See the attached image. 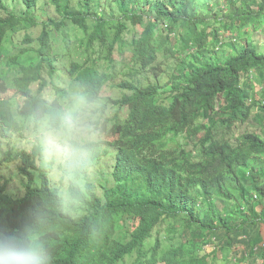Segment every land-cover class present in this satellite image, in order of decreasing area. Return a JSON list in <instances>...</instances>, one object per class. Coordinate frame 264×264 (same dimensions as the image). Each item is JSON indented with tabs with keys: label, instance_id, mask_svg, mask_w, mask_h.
<instances>
[{
	"label": "trees",
	"instance_id": "obj_1",
	"mask_svg": "<svg viewBox=\"0 0 264 264\" xmlns=\"http://www.w3.org/2000/svg\"><path fill=\"white\" fill-rule=\"evenodd\" d=\"M263 33L264 0H0L4 90L76 78L128 112L76 219L34 153L0 147L17 169L0 171V223L46 212L53 264H264ZM251 120L261 133H241ZM0 137H15L3 117Z\"/></svg>",
	"mask_w": 264,
	"mask_h": 264
},
{
	"label": "clouds",
	"instance_id": "obj_2",
	"mask_svg": "<svg viewBox=\"0 0 264 264\" xmlns=\"http://www.w3.org/2000/svg\"><path fill=\"white\" fill-rule=\"evenodd\" d=\"M117 105L102 84L70 78L0 93V117L48 170L58 211H85L95 156L110 134ZM48 214L29 208L16 228L0 223V264H53Z\"/></svg>",
	"mask_w": 264,
	"mask_h": 264
},
{
	"label": "rangeland",
	"instance_id": "obj_3",
	"mask_svg": "<svg viewBox=\"0 0 264 264\" xmlns=\"http://www.w3.org/2000/svg\"><path fill=\"white\" fill-rule=\"evenodd\" d=\"M131 38L134 36V34H131L130 35ZM256 42L258 44H260L261 46L264 45V33L259 35V37H257L256 39ZM264 48V47H263ZM262 48V49H263ZM120 64L117 66L119 67ZM169 73H171V70H169ZM166 81V79L164 78L162 80V82L164 83ZM106 91H109L111 96L112 97H118L120 96L122 93L119 92L118 90H115V88L113 86H109L105 89ZM4 86L1 85L0 83V93L4 92ZM119 114L121 116V119H125L127 117V110L126 109H122V110H119L117 108V111H116V114ZM245 131H254V132H257V133H261V128L260 126L257 125V123L253 120H251L250 123H247L245 124L242 128H241V133L245 132ZM112 137H111V133L105 137H103L102 139H106V140H110ZM12 146L13 150L17 149V150H22V149H25V150H28L26 145L24 144L23 140L21 137L19 136H15L14 139L12 140V143L9 144V142L7 140H3L1 137H0V147H2V151H5L8 146ZM193 147V145H191ZM29 151V150H28ZM3 152H0V160L2 159L3 157ZM114 163H115V155H114V152L110 151L109 154L105 157L104 161L102 162L101 164V167L99 169H97L94 174L92 173V176L94 178H92V180L94 182H99V178L101 176L103 177H107V178H110V174L113 172V166H114ZM15 165L13 166H6L4 165L3 167L0 168V171H2V175L6 176V177H9L10 176V173L14 170L16 172V163H14ZM96 176V177H95ZM112 180V179H111ZM108 183H112V181H109ZM11 187H12V190L13 192L15 193V195H19V196H22L23 195V188H22V178L19 176V175H16L14 176L12 182H11ZM103 190L100 188L98 189V193L99 194H102Z\"/></svg>",
	"mask_w": 264,
	"mask_h": 264
}]
</instances>
